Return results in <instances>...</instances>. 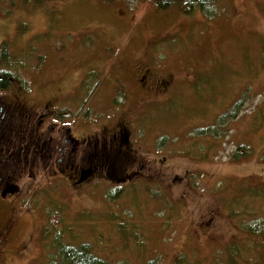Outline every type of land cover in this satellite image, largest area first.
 I'll return each instance as SVG.
<instances>
[{"label": "rangeland", "instance_id": "rangeland-1", "mask_svg": "<svg viewBox=\"0 0 264 264\" xmlns=\"http://www.w3.org/2000/svg\"><path fill=\"white\" fill-rule=\"evenodd\" d=\"M2 45L28 103L48 100L78 140L124 123L132 156L116 183L61 170L19 181L0 199V264H46L57 235L107 264H264V0H218L211 15L0 0Z\"/></svg>", "mask_w": 264, "mask_h": 264}, {"label": "flooded vegetation", "instance_id": "flooded-vegetation-1", "mask_svg": "<svg viewBox=\"0 0 264 264\" xmlns=\"http://www.w3.org/2000/svg\"><path fill=\"white\" fill-rule=\"evenodd\" d=\"M24 86L0 68V199L15 192L19 196L23 188L18 182L28 177L30 185L40 172L67 171L70 178L105 174L114 183L124 179L125 160L132 156L124 123L109 135L78 140L68 133V123L53 121L48 100L40 106L28 103Z\"/></svg>", "mask_w": 264, "mask_h": 264}, {"label": "trees", "instance_id": "trees-1", "mask_svg": "<svg viewBox=\"0 0 264 264\" xmlns=\"http://www.w3.org/2000/svg\"><path fill=\"white\" fill-rule=\"evenodd\" d=\"M41 0H38L40 2ZM107 1V0H106ZM218 0H153L156 7L160 10H166L170 8H177L182 14L189 15L195 11H200L205 14L211 15L214 12V4ZM1 58L6 57V49L2 46ZM3 58L5 66L10 65V59ZM5 74L12 75L11 72L5 69ZM98 88V82H93L89 87L86 88L84 93V98L81 105L76 113V117L82 114V112L87 113V104L89 100L95 95ZM235 105L231 112H228L226 116L232 117L234 113ZM225 115L221 117L225 119ZM241 152H235V156ZM112 179V178H111ZM113 180V179H112ZM116 195V194H115ZM55 215V214H54ZM258 225V224H257ZM257 225H250L249 230L255 232L257 230ZM53 245L52 250L48 254V261L46 264H107V262L96 255L93 248L88 242H81L78 244L64 243L61 241V237L57 235V240ZM146 264H153V262H147Z\"/></svg>", "mask_w": 264, "mask_h": 264}]
</instances>
